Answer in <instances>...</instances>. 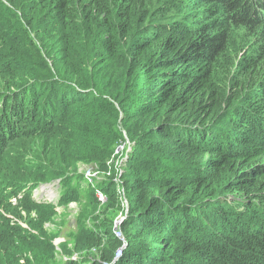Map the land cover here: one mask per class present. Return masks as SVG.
Instances as JSON below:
<instances>
[{
  "label": "trees",
  "instance_id": "1",
  "mask_svg": "<svg viewBox=\"0 0 264 264\" xmlns=\"http://www.w3.org/2000/svg\"><path fill=\"white\" fill-rule=\"evenodd\" d=\"M56 180L62 264H264V0H0V264H59Z\"/></svg>",
  "mask_w": 264,
  "mask_h": 264
},
{
  "label": "rangeland",
  "instance_id": "2",
  "mask_svg": "<svg viewBox=\"0 0 264 264\" xmlns=\"http://www.w3.org/2000/svg\"><path fill=\"white\" fill-rule=\"evenodd\" d=\"M26 62V59H25ZM125 142L127 143H122L120 144L115 151V159L112 158V160H110L109 162H111V164L113 163L114 166L118 163H121L123 157L126 156L127 153L130 152L131 150V146L129 147L127 144H130L128 140H126ZM79 170L84 171V173L88 174V173H92L91 175L97 177V171L92 170L88 165H81L79 166ZM115 171H117V169H115ZM100 177H102V175H99ZM52 185H46L47 188H45V190L40 191L38 188L35 190H33L32 192V198L34 200H36L39 203H47V204H53L54 205V210L52 213L50 214H44L41 215L39 212L40 211H31L28 215L22 211L21 214L23 215V217L21 219H19L18 223L26 226L27 222H26V218L30 217L32 219V221L34 220H41L40 221V225L39 227L43 230V233H47V234H51L54 235V238L52 240L53 245H54V255H55V261L59 264H62L63 262H65L69 256H71V258H77V256L79 255L78 253H74V252H70V254H66L63 255L62 253L63 250L60 248L61 242L63 241V243L66 244L67 250L72 249L73 250V246L71 244V242L68 240L67 242H65V237L67 233H73L74 231L77 230V221H78V215L79 213L82 211L81 209V205L78 204V202H74V201H70L68 203L59 205L58 204V199H59V195L61 192V187L59 184V181L57 180L54 181L53 183H51ZM117 190L119 192H121L120 194H123L124 190L122 188V185L120 183H118V185L116 186ZM104 199L102 202H100V205L105 203ZM12 201L15 202V204L17 203V198L14 199V197H12ZM121 206L123 207L122 211L117 213L116 215H114L112 217V226L114 230H120V232L123 235V243L125 244V246L127 245V240L124 237V232L122 230V225L124 223V220L127 218V214L128 211H126V208L130 205L127 198H125V196H122V202H121ZM103 211V208L100 207L97 212H99V219L104 220L105 217L101 215V212ZM126 213V214H125ZM87 220V219H86ZM35 223V222H33ZM87 223V222H86ZM113 230V231H114ZM155 236V240L159 241L157 238L160 236L158 233L154 234Z\"/></svg>",
  "mask_w": 264,
  "mask_h": 264
},
{
  "label": "clouds",
  "instance_id": "3",
  "mask_svg": "<svg viewBox=\"0 0 264 264\" xmlns=\"http://www.w3.org/2000/svg\"><path fill=\"white\" fill-rule=\"evenodd\" d=\"M56 182H57V180H56ZM46 185H52V184L51 183H48V184H40L38 187L35 188V190L38 188L40 191H43V190H45V188H47ZM100 195L103 197L102 200L100 199ZM98 198H99L100 201H103L105 199V197L101 193H98ZM113 232L115 233V230Z\"/></svg>",
  "mask_w": 264,
  "mask_h": 264
},
{
  "label": "built area",
  "instance_id": "4",
  "mask_svg": "<svg viewBox=\"0 0 264 264\" xmlns=\"http://www.w3.org/2000/svg\"><path fill=\"white\" fill-rule=\"evenodd\" d=\"M100 199L102 200L103 199V197L100 195ZM126 211H128V207L126 208ZM126 214V213H125ZM115 235L117 236V237H119L122 241H123V235H122V233L120 232V230H115ZM124 244V243H123ZM120 255V250H118V251H116V257H118Z\"/></svg>",
  "mask_w": 264,
  "mask_h": 264
}]
</instances>
